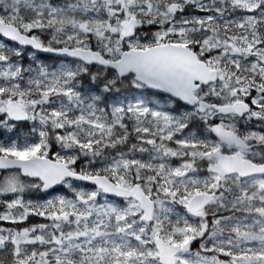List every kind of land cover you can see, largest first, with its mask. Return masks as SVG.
Here are the masks:
<instances>
[{"label": "snow or ice", "instance_id": "snow-or-ice-1", "mask_svg": "<svg viewBox=\"0 0 264 264\" xmlns=\"http://www.w3.org/2000/svg\"><path fill=\"white\" fill-rule=\"evenodd\" d=\"M0 264H264V0H0Z\"/></svg>", "mask_w": 264, "mask_h": 264}]
</instances>
